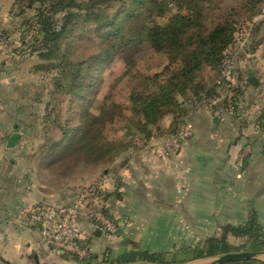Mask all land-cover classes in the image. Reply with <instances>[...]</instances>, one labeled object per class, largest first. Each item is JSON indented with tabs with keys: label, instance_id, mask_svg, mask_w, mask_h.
I'll return each instance as SVG.
<instances>
[{
	"label": "crops",
	"instance_id": "0c3cea01",
	"mask_svg": "<svg viewBox=\"0 0 264 264\" xmlns=\"http://www.w3.org/2000/svg\"><path fill=\"white\" fill-rule=\"evenodd\" d=\"M12 2L0 1V33L13 27L9 17ZM5 52L0 44V110L5 108L6 112L0 111V116L15 123L1 119L0 132H9L16 126L22 112L17 118L9 107L15 108L17 101L21 104L18 96L27 84L17 81L15 66L6 60L9 50ZM250 55L237 64L238 74L232 81L237 112L227 110L218 87L216 97L207 104L202 100L192 102L187 120L194 125V136L183 141L169 163L151 161L135 174L133 165L125 162L119 171L103 176L97 183L92 175L76 177L73 172L40 177L33 185L25 174V185L0 179V264H22L23 258L29 264L31 258L43 256L40 230L30 223L24 213L26 208L40 203L68 205L79 192L85 198L79 220L83 238L95 249L94 264L166 263L177 249L213 237L219 239L225 227L246 225L252 213H256L264 229V75H260L264 59L259 50ZM251 75L256 83L249 82ZM24 95H28L27 91ZM22 103L20 110L25 113V101ZM1 143L0 139V151ZM19 150L18 146L7 149L6 143L0 158L21 159L15 155ZM22 185L26 186L23 190L19 189ZM103 191L109 195L98 208H104L117 220V235L104 233L91 219ZM149 192L153 197L152 211L147 213V207L134 206L132 196L140 198L138 203L148 204L145 195ZM225 242L246 244L227 253L250 252L249 238L229 234ZM213 259L189 264H211ZM62 264L78 263L64 260Z\"/></svg>",
	"mask_w": 264,
	"mask_h": 264
},
{
	"label": "trees",
	"instance_id": "16d2710c",
	"mask_svg": "<svg viewBox=\"0 0 264 264\" xmlns=\"http://www.w3.org/2000/svg\"><path fill=\"white\" fill-rule=\"evenodd\" d=\"M178 3L179 11L168 16L167 3L161 0H15L21 15L30 8L38 7L27 28H37L33 29L31 51L45 62L41 68L55 73L50 106L55 105L58 111L60 102L68 100L71 109L68 113L74 114L76 100L89 98L88 95L82 97L81 90L86 89L90 95L96 88L93 79H90L92 73H89L88 80L79 78L84 70L88 72L95 65L96 68L108 65L126 49L137 50L145 45L166 55L168 63L161 73L146 78L140 90L131 92L128 109L133 120L129 122L142 132H148L150 126L157 127L165 117L173 116L170 133L178 135L182 130H179L180 125L190 114L186 104L201 100L209 102L216 97L215 78L224 68V51L235 35L231 16L207 32L204 16L200 15L205 10L200 8L197 0H180ZM245 7V10L255 11L258 4L250 0ZM184 10L186 14L182 13ZM159 18L166 22L160 23ZM92 34H98V46L91 50H78L76 42L92 41ZM205 69L215 74L209 84L203 81ZM106 111V105H102L101 115L86 117L77 127L66 121L58 128L61 139L57 147L70 144L75 136L80 137L82 146L78 154L83 165L78 160L77 165L71 166L72 169L78 168L73 170L76 177L94 174L95 167L113 162L121 152L116 145H110L113 141H109L108 145L104 141L107 149L102 147L104 153L99 154V145L105 136L97 119ZM122 116V110L110 115L112 120H120ZM97 124L98 128L91 134L92 126ZM229 234L249 238L252 251L264 252V229L256 213H252L246 225L225 227L220 239L211 238L207 242L208 250L199 247L190 249L188 253L191 256L188 258L170 255L166 263L185 264L215 257L219 254L212 250L214 245L217 248L224 243ZM223 264L257 262L243 259Z\"/></svg>",
	"mask_w": 264,
	"mask_h": 264
},
{
	"label": "rangeland",
	"instance_id": "374dc122",
	"mask_svg": "<svg viewBox=\"0 0 264 264\" xmlns=\"http://www.w3.org/2000/svg\"><path fill=\"white\" fill-rule=\"evenodd\" d=\"M11 1L13 2L10 6L9 17H11L10 21L14 24L12 29H5L1 31L0 44L4 52L9 50V53L5 54V56L10 55V57H7L6 60L10 65H14L16 68L15 78L17 81H27L26 86H28H25L26 89L24 87V91L18 96L19 98L21 97V104L20 101H17V103H15V108H13V106L9 107L10 113H12L13 110L17 113V118L20 112H22V115L19 116V120L15 124L16 126L10 128L9 132H0V139L2 142L0 156L4 153L2 150L5 148L7 143L6 141L9 140L11 135L19 132L23 135L17 145L14 148L9 149L13 150L18 146L20 150L15 155H17L16 158L20 157L21 159L14 160L8 158V160H5L3 157L0 158V173H2V175L0 174L1 180L6 178L10 181V184H12L13 181H19V183L22 184L24 183L23 179L25 180V174L26 176H29L30 180L28 181H31V184L33 185V183L39 180L40 177L47 178L48 175L51 177L53 174L66 176L72 172L74 173L73 170L78 168L72 169V167L77 165L78 160L80 165H83L78 154V151L82 146L81 141L79 140L80 137L75 136L73 140H71L70 144H63V146L61 145L57 147L58 141L61 139V134L59 133L58 128L64 125L66 121H70L73 126L75 125L77 127L81 120L85 121L86 117L101 115L100 111L102 105H106L107 111L102 114L100 119L98 118L99 120L97 119V122L102 124L100 129L103 128L105 136V140H103L99 145V150H101L99 154L104 153V150L107 149L106 144L108 145L109 141H113L110 145H116L118 147L117 149L121 152L113 162L95 167L94 174H92V179H95V183H97L105 175L109 177L112 174H115L120 170V165L125 162L133 165L132 170L135 174H140L141 167L145 166V163L149 164L151 161L169 163L173 161L172 158L167 161L160 159L156 155L153 148V145H161L167 139L177 136V134L170 133L173 116L165 117L160 122L159 126H150L147 130L148 132H142L138 127H136V125L134 127L133 124H130L129 121L133 120V118L128 109V101L131 92L133 90H140L146 78L151 77L154 74L161 73L168 63L166 55L158 53L150 47L144 45L142 48L137 50L132 48L126 49L108 65L104 64L97 68L95 65V67L89 69L88 72L84 70L79 78L86 80L87 77H90L89 73H92L93 76L90 77V79L92 78L96 85L94 92L89 95L87 94L86 89L81 90V96L83 97L88 95L89 98L86 97L76 100L77 104L76 106H73L74 114L69 115L68 113V109L71 110L69 108L68 100L60 102L59 110L57 111L55 105L50 106L52 103L51 94L53 92V79L55 77V73L42 69L41 66L45 65V62H43L36 53L31 51V47L33 46L32 38L34 36V31L37 30V28L32 27L31 30L27 27L28 25L30 26L29 22L36 16L38 7H33L32 9L30 8L25 14L21 15V10L17 5H15V0ZM161 1H163V3H167L168 16L179 11L178 2L180 0ZM251 1L258 4V8H255V11L245 10V5L250 3V0H197V3L201 5L200 8L205 10L202 14L200 13V15L204 16V25L207 32L214 29L217 25L222 24V22L229 16L232 17L231 23L232 26L234 25L235 35L237 32V27L235 25L242 26L247 23L252 25L248 45L243 51L236 46L230 56H226L224 52L226 58L225 65L221 74L219 77L215 78L214 82L217 87L219 86L217 81L223 77L227 65L240 63L242 60H248L251 58L250 54L257 50L261 51V57L264 59V0ZM182 13L186 14L187 11L184 10ZM158 21H160V23L166 22L165 19L161 18H159ZM97 37L98 34H92V41L88 39V41L83 43L76 42L78 50H86V48L90 50L95 49L99 43ZM87 43H89V46H86ZM260 71V75H264V68ZM203 74V81L207 84H209L210 80L215 76V74H213L209 69H205ZM237 74L238 69L236 68L233 76ZM218 90L220 93L223 92L220 87H218ZM26 91L28 95H24V92ZM219 96L222 98L224 94H219ZM22 100L25 101L26 105L25 113H23V110H20L23 109ZM205 102L207 104L208 101ZM190 104L189 102L186 104L188 109L190 108L189 106H191ZM121 110L123 111L124 116L120 117V120H112L110 115H113L117 111L120 112ZM0 111L5 112V108H1ZM190 111L192 110L190 109ZM1 119L10 120V123H15L9 117H5V115L0 116V120ZM187 121L188 120L186 118L183 124L180 125L179 130L184 127ZM97 128L98 124L92 126L91 134L95 132ZM47 140L50 141L47 142ZM139 140L145 141L146 144L142 147L137 146L136 143ZM104 141H106V144H104ZM122 147L123 150H121ZM4 163H6L5 167ZM136 165L139 166V169ZM71 182L72 181H68L67 183L70 184ZM24 185H22L19 189L23 190L26 187H24ZM118 190L119 189H117L114 193H119ZM80 193L81 192L77 193L76 197H84V195H81ZM108 193L109 192L107 191L100 193L98 200L99 204L92 210H98L100 205L105 204V198L109 195ZM121 194L122 193L119 195ZM132 198H135V207H139L140 209L142 206L144 209L147 207V209L144 210L147 213L152 211V193L149 192L145 195L146 200L149 201V203L147 202L148 204L145 202H143L145 204L138 203V200H140L138 196H132ZM131 204L132 203L129 205ZM215 239L217 238L215 237ZM209 240L210 239L206 242H197L196 244L192 243V246L177 249L171 254L175 257L188 258L191 256V254L188 253L190 249L194 250L199 247L201 249L208 250L209 246L207 242ZM180 246L181 245H179V247ZM243 247H246V244L239 242L233 244L224 242L218 245L217 248L216 245H214L212 250L219 255L208 259L214 258L211 260V263H213L221 256L225 255H222L223 250L226 254H228L227 252H229L230 249L236 250L242 249ZM249 250L252 251L251 245L249 246ZM253 260L257 262V264L264 263V255H259ZM24 261L25 258H23L22 264H25ZM189 263L191 262H187L185 264ZM29 264H36V261L31 258Z\"/></svg>",
	"mask_w": 264,
	"mask_h": 264
},
{
	"label": "built area",
	"instance_id": "2783aa9c",
	"mask_svg": "<svg viewBox=\"0 0 264 264\" xmlns=\"http://www.w3.org/2000/svg\"><path fill=\"white\" fill-rule=\"evenodd\" d=\"M236 27L237 32L234 40L224 51L226 56H230L236 46L243 51L248 45L252 25L247 23L242 26L236 25ZM237 64L227 65L223 77L217 81L218 87L223 91L227 110L230 113L236 110L232 81L234 80L233 75ZM193 136L194 125L187 122L177 136L167 139L161 145H153L154 151L160 159L167 161L173 154L180 151L184 140H188ZM145 144L146 142L143 140L136 143L139 147ZM84 204L85 198L78 196L68 205L40 203L24 210L30 223L40 230L44 252L41 259H39V264H62L64 260L74 261L78 264L94 263L95 249L92 244L83 238L79 220ZM91 219L104 233L109 235L118 234V222L104 208L93 211Z\"/></svg>",
	"mask_w": 264,
	"mask_h": 264
},
{
	"label": "water",
	"instance_id": "95a60500",
	"mask_svg": "<svg viewBox=\"0 0 264 264\" xmlns=\"http://www.w3.org/2000/svg\"><path fill=\"white\" fill-rule=\"evenodd\" d=\"M249 82L256 83L253 75L250 76ZM20 138H21V135L19 133H14L13 135H11V137L9 138L7 142V148L8 149L14 148L17 145ZM259 255H264V252L250 251V252L228 253V254L221 256L219 259H217L211 264H223V263H227V262H231L235 260L255 259ZM35 261H36V264H39L38 256L35 257ZM132 264H145V263H132ZM161 264H169V263H161ZM174 264H183V263H174Z\"/></svg>",
	"mask_w": 264,
	"mask_h": 264
}]
</instances>
